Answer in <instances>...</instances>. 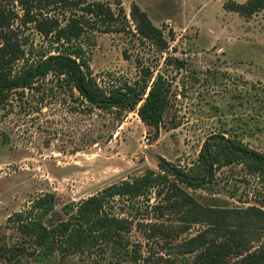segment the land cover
<instances>
[{
	"label": "rangeland",
	"instance_id": "1",
	"mask_svg": "<svg viewBox=\"0 0 264 264\" xmlns=\"http://www.w3.org/2000/svg\"><path fill=\"white\" fill-rule=\"evenodd\" d=\"M19 1L0 0V8L19 15L10 30L39 50L51 49L33 24L24 25ZM84 1L105 3L118 16L108 26L93 20L79 41L99 85L132 84L148 69L172 84L169 106L155 136L135 112L82 105L52 75L39 89L13 91L0 104V264H35V247L13 215L29 211L40 197L55 196L49 217L58 223L67 219L65 205L148 170L163 174L159 158L202 180L209 167L201 155H215L223 139L264 154V10L245 18L223 8L229 0ZM134 4L166 44L139 31ZM49 11L63 25L82 14ZM175 60L184 63L182 70ZM235 154L239 161L232 164L219 158L213 181L197 190L160 183L137 199L110 201L108 211L129 222V245L120 258L105 246L55 264H201L213 241L231 243L214 231L220 221L243 237L235 236L240 246L230 263L264 246V178L249 173L244 153Z\"/></svg>",
	"mask_w": 264,
	"mask_h": 264
},
{
	"label": "trees",
	"instance_id": "2",
	"mask_svg": "<svg viewBox=\"0 0 264 264\" xmlns=\"http://www.w3.org/2000/svg\"><path fill=\"white\" fill-rule=\"evenodd\" d=\"M19 4L24 13V25L33 24L35 31L49 39L52 47L39 50L28 38L20 39L10 30L11 23L19 19V15L0 8V104L7 102L13 91L39 89L41 81L52 75L71 93L76 92L82 105L101 111H114L117 115L135 112L144 125L156 130L157 136L169 106L172 84L163 75L154 77L148 69H143L144 77L132 84L125 82L104 88L92 75L86 51L79 44L93 20L107 26L117 20L118 16L109 5L102 2L86 4L84 0H20ZM223 8L250 18L264 10V0H246L243 4L229 0L223 4ZM59 9L63 12L76 9L82 14L71 15L63 25L58 18L48 16L49 10ZM132 16L140 32L147 36L156 34L166 44L162 31L136 4L132 8ZM175 66L182 70L184 63L175 60ZM237 151L244 153L251 161L248 163L249 173L264 178L263 153L243 146L240 141L223 139L215 155L200 157V161L209 167L207 179L188 178L179 167L159 158V170L163 174L148 170L146 175L133 182L111 185L78 204L65 205V221L53 223V217H49L54 212L53 194L36 199L29 211L15 213L13 219L35 247V264H55L56 259L61 262L70 256L93 254L105 246L109 247L113 256L120 258L129 245L124 236L129 231V222L108 211L110 201L116 198L137 199L160 183L172 186L181 184L187 189L197 190L213 181L214 166L219 164V158L223 157L226 165L238 162ZM224 226V222L220 221L213 225V229L220 232L218 236L227 234L232 239L231 243L213 241L200 254L201 264H232L230 259L240 246L233 240L235 236L240 241L243 237L237 232H229ZM233 264H264V246L242 256Z\"/></svg>",
	"mask_w": 264,
	"mask_h": 264
}]
</instances>
